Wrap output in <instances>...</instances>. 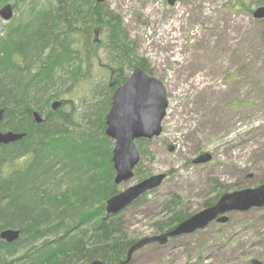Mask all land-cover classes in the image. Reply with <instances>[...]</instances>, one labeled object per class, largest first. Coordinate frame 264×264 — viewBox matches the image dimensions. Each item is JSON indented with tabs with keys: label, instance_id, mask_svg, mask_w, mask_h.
I'll return each instance as SVG.
<instances>
[{
	"label": "rangeland",
	"instance_id": "1",
	"mask_svg": "<svg viewBox=\"0 0 264 264\" xmlns=\"http://www.w3.org/2000/svg\"><path fill=\"white\" fill-rule=\"evenodd\" d=\"M243 1L244 10L235 8L237 0H177L173 6L166 0L104 1L167 93L161 134L142 141L146 176L167 177L160 188L123 211L131 240L156 235L153 223L165 218L162 204L171 195L176 194L182 209L193 216L219 186L233 193L264 185L263 26L251 15L257 0ZM15 2L12 18L0 19V36L13 20L21 15L26 19L27 10L45 0L9 4ZM97 37L103 40L102 30ZM102 63L105 69L99 68L95 82L108 85L116 74L109 75L108 62ZM87 94L83 86L67 96L77 112ZM200 153H209L212 161L188 163ZM226 216L224 225L214 222L164 247L138 250L134 264H264V207Z\"/></svg>",
	"mask_w": 264,
	"mask_h": 264
},
{
	"label": "trees",
	"instance_id": "2",
	"mask_svg": "<svg viewBox=\"0 0 264 264\" xmlns=\"http://www.w3.org/2000/svg\"><path fill=\"white\" fill-rule=\"evenodd\" d=\"M10 1L0 0V7ZM263 4L264 0H257V6ZM94 5L105 8L106 19L83 28ZM16 6L17 2L12 4L14 11ZM245 6L243 0H238L239 10ZM30 14L26 20L22 15L13 20L0 36V109L4 110L1 129L25 134L15 144L0 146V231L21 232L19 240L12 244L0 240V264H39L36 260L42 264H85L92 259L115 264L125 258L136 240L128 238L117 218L102 219L104 203L116 191L110 163L113 142L104 135V118L112 91L133 69L139 67L150 76L152 73L138 56L122 20L107 5L95 0H45L34 4ZM257 22L263 26L260 41L264 50V20ZM96 27L102 28L104 34L103 41L97 44L93 40ZM64 28L68 32L60 38ZM94 61H107L116 70V80L111 87L104 82L88 86L85 103L77 115L92 120L89 123L99 132L91 137V150L83 151L84 142L79 147L66 138L63 145L55 139L59 133L54 126L48 127L62 113L47 115L43 125L33 123L31 113L48 107L57 95V91L51 92L66 82L60 87L59 83L70 74L72 81H77ZM142 145L141 140L137 142L140 162L134 169L135 177L142 174ZM62 155H66L63 164L75 170L59 176L52 169ZM45 179L49 181L47 186L43 184ZM76 181H80V187L67 190ZM225 189L216 188L215 195L205 198L201 208L213 206L227 193ZM162 213L166 220L153 223L156 234L173 229L190 216L176 194L164 200ZM74 224H87L90 228L81 229L82 235L94 233L98 239L87 247L84 237H79L69 243V250L51 251L49 238ZM34 246V252H30Z\"/></svg>",
	"mask_w": 264,
	"mask_h": 264
},
{
	"label": "water",
	"instance_id": "3",
	"mask_svg": "<svg viewBox=\"0 0 264 264\" xmlns=\"http://www.w3.org/2000/svg\"><path fill=\"white\" fill-rule=\"evenodd\" d=\"M175 1L167 0L171 6ZM11 17L12 8L9 5L3 6L0 9V18L7 21ZM253 17L255 19H264V5L255 9ZM166 108V91L162 83L147 76L139 68L134 69L127 80L114 91L111 105L105 118V134L115 142L111 162L115 171L114 183L116 185L133 177V170L140 159L135 140H150L160 135L161 122L165 117ZM2 118L3 111L0 110V124ZM22 137L23 135L11 132L2 133L0 131V145L18 141ZM172 149V147H168L169 151H172ZM210 160L211 155L204 153L194 159L192 163L199 165L205 164ZM165 177L164 174L152 176L110 198L106 205L107 213L117 214L125 210L145 193L157 189ZM263 206L264 185L224 194L215 205L183 221L167 234L138 240L128 250L126 259H129L132 252L146 245L156 242L165 244L168 237L192 234L197 230L206 228L214 220L219 223H225L227 218L224 215L230 212H247ZM18 236V231H5L0 234V238L8 243L16 240ZM249 264L262 263L251 261Z\"/></svg>",
	"mask_w": 264,
	"mask_h": 264
},
{
	"label": "bare ground",
	"instance_id": "4",
	"mask_svg": "<svg viewBox=\"0 0 264 264\" xmlns=\"http://www.w3.org/2000/svg\"><path fill=\"white\" fill-rule=\"evenodd\" d=\"M99 5H103V3H99ZM32 7L33 6H31V8L29 10H27L28 17L26 19H28L30 17V15H31L30 14V11H31ZM104 10H105V8L103 6H98V5L96 6V5H94V9H92V12L90 14V17L87 20V24L86 25H83L82 27L83 28H86V27H89L90 25H92V23H98V22L101 23L102 21H104L106 19L105 14L103 13ZM50 21L52 23L55 21L54 16H52L50 18ZM67 32H68V29H66V28L62 29L59 32L60 38L65 33H67ZM103 62H107V61H103ZM97 66H98V68H97ZM99 68L101 69V67H99V62L94 61L84 72L80 73L82 76L79 77V79L77 81H74L73 82L72 79L70 78L72 76V74H70L64 80V82H62V83L60 82L59 83V87L63 83H65V82L66 83L59 88V91H58V88H55L51 92V93H53V92H56L57 91V95L54 97V99H52L49 102L48 107H44L41 110H39V109L34 110L31 113L33 123H35L37 125H43L44 122L46 121V116L47 115L55 116L56 114H58L60 112V113H62L60 119L57 118V119H55L54 121H51L48 124V127H50L51 125H53L54 128L57 130L56 133H59V135H56L55 136V139L58 140V142H61L64 145L66 143V138L67 139L70 138V142H73V144L75 142L76 146H79V147H82L83 142H84L85 149L83 148V151H85V150L90 151L91 148H92L91 147V145H92L91 144V137H94V135L97 134L99 131L97 130V128H95L94 125H91L89 123V122H92V120H89L88 118L87 119L86 118H82V116H78L77 115V111L74 108L76 106H72V101L70 99H68V98L71 97L72 95H74L75 90H77V89H79V88H81L83 86H85V87L87 86V89H88V86H94V85L98 84L99 83L98 81H97V83L95 82V76H96L97 72H100L99 71L100 70ZM92 74H93V76L91 77ZM67 96H68V98H67ZM84 99L85 98H83L82 101H84ZM0 110L3 111V118H2V121H3L4 120V110L3 109H0ZM105 118H106V115H105ZM105 118H104V125H105L104 135L106 136V134H105V131H106ZM8 132H11V133L17 134V135H23V137L21 139H19L18 141L11 142L9 144H15V143L19 142L20 140H22L25 137V134L24 133H17V132L11 131V130H3V133H8ZM112 142H113V146L111 148L110 163H111V166H112V169H113V164L111 162V158H112V151H113L114 143L115 142L113 140H112ZM9 144H6V145H2L1 144L0 146H7ZM76 151H77L76 153H79V149H76ZM89 155L92 156V153H89ZM64 156H66V155H62L61 156V160L59 162H57L56 165L52 169V171L54 172V174H58L59 173L58 174L59 176L62 175L65 171L75 170L74 167H71L70 166V164H68V166H66V165L63 164L64 163ZM76 158L78 160H80L78 156H76ZM78 170H80L81 172L84 171L83 169H78ZM113 172H114L113 173V184L116 187V191H115V193H113L111 196H109L106 199V201L104 203V209H103L102 219L104 221H108L111 218H117L118 220H120L122 222L123 230L126 233L125 223H124V221H123L124 219L122 217L123 211H121V212H119L117 214H109V213H107V211H106L107 201L110 198L118 195L119 193L124 192L129 187L138 185L141 182H143L144 180L149 179L152 176H148L147 177L146 176V173L142 169L141 176L135 177L133 175V177L130 179V180H135V183L129 185L124 190H119V186H121L122 184H125V183L130 182V180L121 182L118 185H116L114 183V178H115V171H114V169H113ZM43 184L45 186H47L49 184L48 179H45ZM72 186H74L73 188L80 187V181L71 182V184L68 186L67 190H69L70 188H72ZM142 199H145V195H142L141 197H139L135 202H133L132 204H130L127 208L131 207L134 204H137ZM96 219H94V221H93L94 223H96ZM86 228L88 229L90 227H87V224L86 225L83 224V225H80V226H77V225L74 224L72 226H67V227H64V228L60 229V231L57 232V233H55L53 235V237H50L49 238L50 239L49 242L51 243L50 244V250L52 251V250L56 249L57 250L56 251L57 253L64 252L66 250H69L68 249L69 246H70L69 243L73 239H76V238H79V237L80 238L81 237H84V239L86 241V246L87 247H90V245L94 242V239L97 240L98 238L96 237V235H94V233L91 234V235H82L81 229L84 230ZM171 230H173V229H171ZM171 230L166 231V232H164L162 234H156L155 233L156 235L155 236H152V237H156V236H160V235L167 234ZM5 231H18L19 232L18 238L16 240H14L13 242H10V243H8V242H6V240L0 238V240H2L3 242H5L6 244H12V243L18 241L19 238L21 237L20 230H16V229H4V230L0 231V234L3 233V232H5ZM195 232H197V231H195ZM181 236H186V235H181ZM181 236H178V237H181ZM146 238H151V237L148 236ZM175 238H177V237H168L165 244H160V243L156 242V243L149 244V245H157L159 247H164L170 240L175 239ZM133 244H134V242H133ZM133 244H131L130 247L127 249L126 254H125V258L124 259H118L115 262V264H134L133 256H134V254L138 250L132 252L131 255H130V257H129V259H126L127 258L128 250L131 248V246ZM149 245H146V246H149ZM146 246H144V247H146ZM144 247H142V248H144ZM34 250H35V246L33 247V249L30 250V252H34ZM96 263L97 264H105V263H103V262H101L99 260H96V259L89 260L85 264H96Z\"/></svg>",
	"mask_w": 264,
	"mask_h": 264
}]
</instances>
